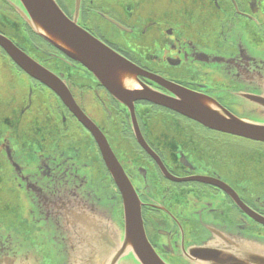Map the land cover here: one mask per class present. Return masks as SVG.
<instances>
[{
    "label": "flooded vegetation",
    "instance_id": "obj_1",
    "mask_svg": "<svg viewBox=\"0 0 264 264\" xmlns=\"http://www.w3.org/2000/svg\"><path fill=\"white\" fill-rule=\"evenodd\" d=\"M54 1L147 73L137 77L141 84L173 97L161 80L264 122L257 104L264 99V0ZM0 6V18L8 13L2 20L11 23L0 34L64 82L104 138L141 203L146 239L165 264H191L189 251L216 233L264 242V226L233 199L264 218L259 160L229 146L221 137L229 135L174 111L143 100L121 104L87 69L27 30L17 0ZM0 60L27 86L25 99L0 107V204L14 207L0 212V264H67L72 245L64 218L87 217L95 228L102 216L116 231L123 227L121 196L92 132L2 51ZM118 264L135 263L129 254Z\"/></svg>",
    "mask_w": 264,
    "mask_h": 264
},
{
    "label": "water",
    "instance_id": "obj_2",
    "mask_svg": "<svg viewBox=\"0 0 264 264\" xmlns=\"http://www.w3.org/2000/svg\"><path fill=\"white\" fill-rule=\"evenodd\" d=\"M18 1L22 9L17 12L31 31L68 58L83 65L121 104L130 106L135 101L145 100L187 117L212 131L264 143V123L237 118L213 99L161 80L160 84L165 86L173 97L162 95L141 84L137 77L147 76V73L67 19L54 0ZM0 48L25 74L52 90L95 135L105 165L122 197L124 230L118 228L113 231L109 221L102 216L96 218L98 224L95 228L93 225L86 226L87 217L69 215L64 218L68 221L65 227L69 232V243L72 245L67 252V264H118L121 258L129 254L138 264H164L145 238L140 202L134 189L111 154L104 138L95 133L73 103L64 83L31 60L1 34ZM257 103L264 109V100H258ZM141 143L148 149L142 140ZM235 202L248 213L237 199ZM255 219L264 225V219ZM84 244L93 246L83 250L79 245ZM190 256L193 264H264V244L232 234L216 233L214 240L196 248Z\"/></svg>",
    "mask_w": 264,
    "mask_h": 264
},
{
    "label": "rangeland",
    "instance_id": "obj_3",
    "mask_svg": "<svg viewBox=\"0 0 264 264\" xmlns=\"http://www.w3.org/2000/svg\"><path fill=\"white\" fill-rule=\"evenodd\" d=\"M7 14L1 16L0 18V28L2 29H5V27H9L11 25L10 22L2 20L3 18H9V15ZM7 62L3 64L0 60V107L8 104L13 105L14 101H19L22 98L25 99L24 96L27 89V86L24 84V82H20L19 79L14 75ZM221 137L224 138L225 142H227L229 146L243 151L247 158H255L259 160L261 162V166L264 167V144L229 136ZM5 210L6 206L3 207V209L0 207L1 213H4Z\"/></svg>",
    "mask_w": 264,
    "mask_h": 264
}]
</instances>
